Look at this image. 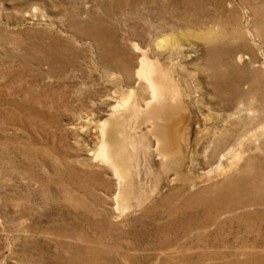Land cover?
Masks as SVG:
<instances>
[{
	"label": "rangeland",
	"instance_id": "1",
	"mask_svg": "<svg viewBox=\"0 0 264 264\" xmlns=\"http://www.w3.org/2000/svg\"><path fill=\"white\" fill-rule=\"evenodd\" d=\"M0 264H264V0H0Z\"/></svg>",
	"mask_w": 264,
	"mask_h": 264
},
{
	"label": "bare ground",
	"instance_id": "2",
	"mask_svg": "<svg viewBox=\"0 0 264 264\" xmlns=\"http://www.w3.org/2000/svg\"><path fill=\"white\" fill-rule=\"evenodd\" d=\"M189 37V36H188ZM165 39V38H164ZM171 39V38H170ZM169 39V40H170ZM173 39V38H172ZM177 40V39H176ZM175 40V41H176ZM162 42V41H161ZM165 42H166V40H165ZM169 43H171V41L169 42ZM177 44L176 45H178L179 46V44H182V43H180V41H178L177 40V42H176ZM165 45V43H162V45ZM161 45V44H160ZM167 45V44H166ZM194 49V48H193ZM190 52V51H189ZM184 54V53H183ZM187 54H189V53H187ZM192 55V54H191ZM188 56H190V54L188 55ZM194 56V55H193ZM148 58V57H147ZM147 58H143V56L141 57V59H140V61L138 62V70L135 72V80H136V82H138V84H139V81H140V79H142V78H144L143 80H147V76H148V71H147V69H146V65H145V63L147 62ZM195 58V57H194ZM149 59V58H148ZM185 59V58H184ZM239 60H241L240 58H239ZM151 63V62H150ZM147 64V63H146ZM135 65H136V63H135ZM150 65V64H149ZM129 69V68H128ZM153 69V68H152ZM129 71V70H128ZM151 71H154V70H151ZM130 72V71H129ZM127 73V72H126ZM131 73V72H130ZM154 74V73H153ZM149 79V78H148ZM134 80V79H133ZM142 81V80H141ZM156 81V80H155ZM135 82V83H136ZM147 82H148V80H147ZM146 82V83H147ZM150 82H153L154 83V81H152V80H150ZM141 83V82H140ZM145 82H144V86H147V89L150 91V97H153V94H155V88H154V86L153 85H148V84H150V83H148V84H146ZM137 84V83H136ZM140 85V84H139ZM143 85V84H142ZM134 86V85H133ZM138 88L140 87V86H138V85H136ZM144 86H142V87H144ZM137 87H136V89H137ZM159 87V86H158ZM146 88V87H145ZM159 89H160V87H159ZM138 90H141V89H138ZM138 90H136V91H138ZM135 91V92H136ZM134 92V93H135ZM142 92V91H141ZM137 93V92H136ZM140 93V92H139ZM138 93V94H139ZM137 95V94H136ZM154 96H156V95H154ZM131 97L133 98V95H131ZM134 99V98H133ZM109 110V109H108ZM111 111L113 110V107L110 109ZM239 113V112H238ZM241 113V112H240ZM180 124H181V122H179ZM183 123H184V121H183ZM176 125V124H175ZM108 126H109V123H108V120H104V121H102L101 122V124L99 125V131L102 133V141H101V144H100V147H99V152L97 153V157H99V159L100 158H102L103 160L104 159H108V161H111V163H113L112 162V155H110V153H109V150H110V152L111 151H113V147H111V146H113V145H111V146H109V144H110V142L107 140L108 138H106L107 136V129H108ZM178 126H173V128L171 129L172 131L170 132L171 133V135H172V138H171V136H170V142H169V147L170 148H172L173 146H174V144L176 145V143H174V142H176L175 141V137H177L178 138V136L177 135H180L181 136V134H178V132H177V130L178 129H176ZM182 127V126H181ZM181 127L179 128V131H180V129H181ZM98 131V130H97ZM112 131H113V129H112ZM182 131V130H181ZM180 131V132H181ZM184 134V133H183ZM182 134V135H183ZM164 135H167V134H164ZM185 136V135H184ZM113 138H116V137H113ZM176 138V139H177ZM180 138V137H179ZM156 139H157V137H156ZM181 139V138H180ZM180 139H178L179 140V142H180ZM165 140V139H164ZM182 140V139H181ZM183 140H184V138H183ZM117 141V140H116ZM119 141V140H118ZM109 142V143H108ZM183 142V141H182ZM182 142H180V143H178V145L179 146H182L181 145V143ZM155 144L156 145H158L159 144V140H156L155 141ZM120 145V144H119ZM155 145V146H156ZM117 148V147H116ZM157 148V147H156ZM176 148V147H175ZM158 149V148H157ZM177 149V148H176ZM118 150H120V149H118ZM123 151V150H122ZM121 151V152H122ZM161 151V150H160ZM113 152H115V151H113ZM117 152H119V151H117ZM124 153V152H123ZM121 154V153H120ZM120 154H119V156H120ZM118 155V154H117ZM95 156V157H96ZM118 157V156H117ZM116 158V157H115ZM119 158V157H118ZM165 159V158H164ZM101 160V159H100ZM117 160V159H116ZM107 161V162H108ZM101 162V161H100ZM105 162H106V160H105ZM103 163H104V161H103ZM113 165H116V164H114L113 163ZM113 167V166H112ZM127 168V167H126ZM116 170V169H115ZM117 172H118V170H117ZM118 174V173H117Z\"/></svg>",
	"mask_w": 264,
	"mask_h": 264
}]
</instances>
